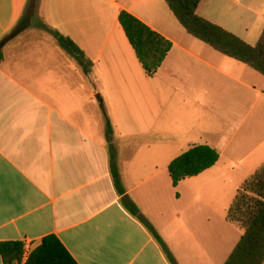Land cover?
Returning a JSON list of instances; mask_svg holds the SVG:
<instances>
[{"label": "crops", "instance_id": "1", "mask_svg": "<svg viewBox=\"0 0 264 264\" xmlns=\"http://www.w3.org/2000/svg\"><path fill=\"white\" fill-rule=\"evenodd\" d=\"M31 1L0 0V41ZM37 3L0 65V247L22 243L26 264L55 236L76 264H172L128 210L133 203L177 264H224L244 234L228 210L264 165V76L190 35L164 0ZM122 11L172 44L155 77ZM197 14L251 46L264 30V0H203ZM41 25L70 38L92 72ZM193 146L215 149L219 160L174 188L169 166Z\"/></svg>", "mask_w": 264, "mask_h": 264}, {"label": "trees", "instance_id": "2", "mask_svg": "<svg viewBox=\"0 0 264 264\" xmlns=\"http://www.w3.org/2000/svg\"><path fill=\"white\" fill-rule=\"evenodd\" d=\"M184 29L196 39L209 45L217 52L248 65L264 76V30L259 42L251 46L238 36L224 28L213 24L197 14L203 0H164ZM37 0H32L24 16L14 30L0 41V65L4 61L5 47L19 37L30 26L36 13ZM35 19V18H33ZM123 27L136 56L150 78L155 77L165 61L172 44L136 17L126 11L119 15ZM58 45L75 59L88 76L92 72L93 63L79 47L68 37L41 25ZM107 137L112 133V125L104 112ZM219 160V153L208 146H193L174 159L169 166L172 186L189 178L196 177L213 167ZM116 188L120 189V175L113 170ZM121 191V190H120ZM130 213L151 232L164 252L175 264V259L168 250L161 236L154 230L150 222L141 216L135 204L128 207ZM227 220L240 227L244 234L224 264H264V165L247 179L227 213ZM4 264H20L24 255V245L19 242L1 244ZM26 264H76L62 243L55 236L45 237L41 245L29 256Z\"/></svg>", "mask_w": 264, "mask_h": 264}, {"label": "rangeland", "instance_id": "3", "mask_svg": "<svg viewBox=\"0 0 264 264\" xmlns=\"http://www.w3.org/2000/svg\"><path fill=\"white\" fill-rule=\"evenodd\" d=\"M76 72H77V74L75 75V82H76V92H82V74H81V71H80V69H77L76 70ZM170 148V147H169ZM180 151V149H175V148H170L169 149V152H173V153H175L176 151ZM165 156V151L164 152H162V154H161V156H160V158H161V160H160V162H162V158ZM174 193H176V192H174ZM177 193H178V191H177ZM182 193V192H181ZM178 196H179V194H178ZM183 201L185 202L186 201V196H185V199H183ZM175 262V264H177V262H176V260L174 261Z\"/></svg>", "mask_w": 264, "mask_h": 264}]
</instances>
